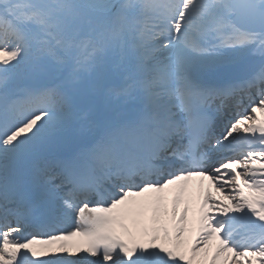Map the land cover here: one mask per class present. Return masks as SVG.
I'll list each match as a JSON object with an SVG mask.
<instances>
[{"label":"snow or ice","instance_id":"1","mask_svg":"<svg viewBox=\"0 0 264 264\" xmlns=\"http://www.w3.org/2000/svg\"><path fill=\"white\" fill-rule=\"evenodd\" d=\"M261 114L264 0H0V264H264Z\"/></svg>","mask_w":264,"mask_h":264},{"label":"rangeland","instance_id":"2","mask_svg":"<svg viewBox=\"0 0 264 264\" xmlns=\"http://www.w3.org/2000/svg\"><path fill=\"white\" fill-rule=\"evenodd\" d=\"M261 116H262V118H264V114H261ZM257 163H259V162H257ZM190 192H191V195H190ZM203 195H204V193H203L202 188L199 186L197 176L192 177L187 182V190H186V193H185V199L189 198V197L192 198L193 196H200V197L202 196V200L200 202H198L200 204L203 201ZM199 204L194 205V208L192 207L191 210H190L191 213L190 212L188 213V226H189V229H190V232H189L188 235L190 237V241H191V239L195 238L196 228L198 227V215H199L198 208H199ZM227 204L229 206H231L232 201L231 200L228 201ZM182 205H183V203H180L179 206H178L177 216H179V212H180V209H181ZM171 209H172V206H169L168 207V215L164 217L165 221H170V219H171V213H170ZM189 216H190V218H189ZM190 220H191V224H190ZM75 225H76V218L73 215L68 221L60 224V227L70 231V230H72L75 227ZM80 240H82L81 237L75 238V241H77V242H79ZM48 252H49V255L52 254L51 251H48ZM80 254L81 253H76V255H80ZM69 258L71 259L73 257L71 255H69Z\"/></svg>","mask_w":264,"mask_h":264},{"label":"bare ground","instance_id":"3","mask_svg":"<svg viewBox=\"0 0 264 264\" xmlns=\"http://www.w3.org/2000/svg\"><path fill=\"white\" fill-rule=\"evenodd\" d=\"M219 161L226 162L225 159H221V158L219 159ZM213 166H215V164ZM238 171H241V169H238ZM198 182H199V186L203 190L204 195H206L208 192H211V194H212V196L214 198H216L217 200H220V199H223L224 196L228 194V190H225L224 193L219 192L217 190L218 186L214 182L208 180L206 177H200V176H198ZM178 187H179V183L177 185L170 186L169 189H167L165 191V193H164V195H165V202L164 203H165L167 209H168L169 206H172V201H173L174 196L176 195V192H177ZM230 187H231V185H230ZM190 195H191V192H190ZM204 195H203V197H204ZM201 200H202V196L201 197L200 196H197V197L196 196H193L191 198V203L189 204V212H190L191 208L194 207L195 203L196 202H200ZM187 201H188V198H186V199H184V200L181 201V203H183V205H182L180 211L183 210V208L185 207V203ZM228 201H230V200H225L224 202L227 204ZM211 211L212 212H215L216 209H211ZM148 215L149 216L151 215V212L150 211L148 212ZM24 235L25 236H28V234H24ZM36 247L37 248H41V247H45V246L36 245ZM46 249L48 251H51V248H46Z\"/></svg>","mask_w":264,"mask_h":264}]
</instances>
